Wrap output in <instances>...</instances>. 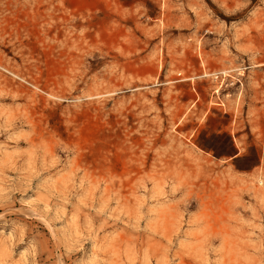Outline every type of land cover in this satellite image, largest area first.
<instances>
[{
    "label": "rangeland",
    "instance_id": "1",
    "mask_svg": "<svg viewBox=\"0 0 264 264\" xmlns=\"http://www.w3.org/2000/svg\"><path fill=\"white\" fill-rule=\"evenodd\" d=\"M263 55L264 0H0V264H264Z\"/></svg>",
    "mask_w": 264,
    "mask_h": 264
},
{
    "label": "crops",
    "instance_id": "2",
    "mask_svg": "<svg viewBox=\"0 0 264 264\" xmlns=\"http://www.w3.org/2000/svg\"><path fill=\"white\" fill-rule=\"evenodd\" d=\"M232 54L235 57L241 56L235 51ZM255 60L260 64L254 65L251 61L246 65L243 76L237 80L240 87L235 88L233 95L236 96V93L238 96L243 95L241 117L244 125L243 136L248 137L259 149L264 150V55ZM228 116L231 117V114ZM262 157L264 158V153Z\"/></svg>",
    "mask_w": 264,
    "mask_h": 264
},
{
    "label": "built area",
    "instance_id": "3",
    "mask_svg": "<svg viewBox=\"0 0 264 264\" xmlns=\"http://www.w3.org/2000/svg\"><path fill=\"white\" fill-rule=\"evenodd\" d=\"M213 77H214V81H218V89L216 91H214V94L216 96L219 92V89L224 84V79L227 77L223 73H218V74L214 75Z\"/></svg>",
    "mask_w": 264,
    "mask_h": 264
},
{
    "label": "bare ground",
    "instance_id": "4",
    "mask_svg": "<svg viewBox=\"0 0 264 264\" xmlns=\"http://www.w3.org/2000/svg\"><path fill=\"white\" fill-rule=\"evenodd\" d=\"M223 74H225V73H223ZM207 76V75H206ZM205 75L204 76H202V77H206ZM258 184L259 185H262V182L261 181H258Z\"/></svg>",
    "mask_w": 264,
    "mask_h": 264
}]
</instances>
